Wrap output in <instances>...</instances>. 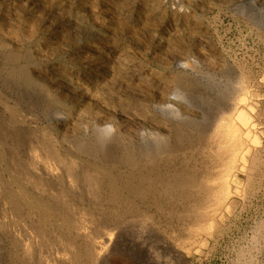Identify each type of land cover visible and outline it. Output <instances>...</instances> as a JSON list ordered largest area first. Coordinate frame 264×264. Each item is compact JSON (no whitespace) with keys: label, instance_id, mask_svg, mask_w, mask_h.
Returning a JSON list of instances; mask_svg holds the SVG:
<instances>
[{"label":"rangeland","instance_id":"rangeland-1","mask_svg":"<svg viewBox=\"0 0 264 264\" xmlns=\"http://www.w3.org/2000/svg\"><path fill=\"white\" fill-rule=\"evenodd\" d=\"M170 98L174 102H167ZM232 98L240 103L233 126L244 142L240 151L246 162L238 163L239 172L229 180L222 212L218 208L209 226L196 230L186 225L185 204L169 203L166 193L135 190L137 173L148 168L143 154L158 148L149 138L159 135L160 153L165 156L175 145L176 162L182 161L178 166H192ZM106 127L116 139L112 135L100 145ZM39 136L50 138L68 163L79 166L82 182L81 170L87 169L114 187L112 194L108 189L97 194L85 192L89 187L81 182L85 194L77 196L83 202L78 211H93L109 235L117 238L119 227L127 232L108 264H264V0H0V156L7 149L19 163L32 145H39ZM4 179L0 264H35L23 253L17 230L31 213L38 226L44 214L58 235L52 234L45 252L82 251L81 240L72 237L71 244L59 237L62 200L35 192L11 171ZM158 184L155 190H163ZM12 191L16 206L7 203ZM74 258L67 256L65 262L83 259Z\"/></svg>","mask_w":264,"mask_h":264},{"label":"bare ground","instance_id":"bare-ground-1","mask_svg":"<svg viewBox=\"0 0 264 264\" xmlns=\"http://www.w3.org/2000/svg\"><path fill=\"white\" fill-rule=\"evenodd\" d=\"M234 94H233V96H234ZM228 98H230V97H228ZM234 98H232V99H234ZM165 99L167 100L166 97H165ZM235 99L234 100L229 99L230 100V103L227 104L228 106L225 107L223 110H221V112H220L221 115H219V118L218 119L215 118V119H217L216 120L217 122L215 123V125L211 122L214 125V127H212L213 130H212L211 134L210 133H207L209 135V137H208L209 140H206V142L208 141V143L206 144L205 147L203 146V148H202L203 150L201 149L199 151V149H197V148L194 149V150H196V149L198 150V153L197 154H199V156H196L198 159L197 158L195 159V162L193 163L192 166H190V167L188 165H186L184 167H179L178 166V163L177 162L179 160L176 162V157H177L176 156L177 155L176 153H178V152L175 153V149H173L174 146H175L174 144H173L174 146H173L172 149H168L166 151L164 150L166 152L165 153V156L162 154L163 153L162 148L160 149V150H162V153H160L161 151L158 148L160 146L159 143L162 142L161 141V135H159L158 138L157 137H155V138L154 137H150L149 138L151 140H154L155 139L158 142L159 145L158 144L155 145V146L158 147L157 150L154 149L155 150L154 152H149V153L147 152V155L146 156H145L146 153L143 154L144 156L142 154H139L138 153V155H142L143 157H147V162L146 161H144V162L148 163V165H147L148 168H143V170H141V171H139V173H137L138 174L137 176H139V178H138L139 182L134 185V189L135 190H139V191L144 192V193H147V194L148 193L151 194V192H152V193L158 194L159 196H162L163 195V197L165 196L164 194L166 193V195L168 194V196L171 197L170 199L168 198L169 201H170L169 203H173L174 201L175 202L178 201V202H181L182 204H185V206H186L185 214H187V217L186 218L188 220V224H186V225L189 226V225L192 224V225H194L193 228H195V226H197V228H200L199 226H202V228H200V229H203V227H204L203 225L207 224L211 220L210 216L213 215L215 212L217 213L216 210L218 208H220V207H222V206L225 205V202H226V200L228 198V194H229V188H228L229 180H230V178L232 179V177L234 175V172H237V170L239 172L240 167H238V163L239 162H242V163H245L246 162V157L243 156V155H241L242 152L240 151L242 149V145L244 143V142H242L243 141L242 140L243 138L241 139L242 141H240L239 132L233 126V118L236 115V113L239 111V108H240L239 101H236ZM163 100H164V98H163ZM172 101L174 102V100L170 98L169 101H167V102H172ZM160 102H161V100H160ZM167 102H166V105L168 104L167 110H169L170 113H174L175 110H176V109H174L175 107L174 106H171L172 104L170 105ZM175 103H177V102L175 101ZM226 103H228V102H226ZM226 103H225V105H226ZM162 104H163V102H162ZM160 108L163 109L162 107H160ZM214 112H215V110H214ZM163 113H165V112H163ZM166 113H168V112H166ZM210 120H212V119H210ZM188 123H189V121H188ZM211 123H209V124H211ZM198 128H200V125H199ZM110 129H111L110 127H109V129L107 128L105 130L106 131L105 133L99 135V139H100L99 142H98V138H96L97 139L96 140V144L98 142L101 145V143L104 142V140L105 141H107V140L109 141V139L110 140L113 139V137L115 135H113V133H112L113 129H111L112 131ZM180 132H181V130H180ZM203 132H204V129H203ZM175 133H176V131H175ZM169 134L167 135L165 133V135H162V136L165 139H170L169 138ZM112 135H113V137H112ZM175 135H174V138H175ZM181 136L182 135H180V138H181ZM187 136H189V135H187ZM97 137H98V135H97ZM204 137H206V136H204ZM40 139L38 140V143L40 142L39 145H37V146H33L32 145L29 148V150L24 153L25 159L21 160L19 163H17L16 161H14V159L12 158L11 152L9 150L2 149V153H1V156H0L2 158V159L0 158V189H1L2 185H3V183H4V180H5L4 179V173L7 172V171H9V172L11 171V173L15 177H17V179H20V181L24 185H26L28 187H33V189H35V192L38 191V193L39 192H45V193H48L50 195L52 194L51 196L54 199L57 197V200H62L63 201V204L62 203L61 204L64 205V206H62V207H64L63 208V214H64V216H61L59 219H57V220H59L58 221V227L62 229L61 231H59V232H62V235H59V237L64 236V239L62 238V241L64 240V243L67 242V239L70 240V238H72V237L74 239H76V240H81V242L84 243L83 246H85V247L82 249L81 252L80 251H77L76 252L75 249H74V247L73 248H70V250L68 252H66V253H62L60 251H56L57 249H55L56 252L53 251V253H51V254L47 253L48 251L45 252L46 251L45 250V247L48 246L47 244H50L49 240L51 238L54 239L53 237H55V238L57 237L58 238V235H56L55 233L53 234L52 233L53 230L45 223V221L47 222V219H46V216L44 214H41V215H43L42 218L38 217V218H40V220H38V222H39V226H38L35 223V220L29 216V215L32 214L31 213L29 215L27 214L26 215V218H23L22 217V221H19L18 222L19 224L17 223L18 224L17 225L18 226V229L17 230H18V234H19L18 235L19 236V240H20L21 244H23V246H25L24 247L25 250H24L23 253H25V256H27L30 261L35 262V264H62V263L65 262V260H66L65 258L67 256L72 260V258H74V257L76 259L78 257L80 258V255L83 257V259L80 258L81 260H79L80 261L79 264H108L109 259H111V257L117 253L116 252V251H118V249H116L117 246L119 244H121V242L123 241L122 239H124V238H122L123 237L122 235H124V234L127 235L126 234L127 232L126 233H123V230L124 229L122 227H119L120 228V235H118L117 238L113 237L112 235H109L110 234L109 232H107L105 229L100 228V225H102V222L103 221H100L99 218L97 219V217H98L97 214L99 212L96 214L97 217H94L95 214H94L93 211L86 212L84 210L83 212H81L83 209L80 210V211H78L80 208L78 207V209H77V206H78L79 202H81L82 200L79 201V199L77 198V196H79L80 199H81L82 197L80 195L81 194H85L86 191H89L90 192V190L91 191L93 190L96 193L98 192L97 194H99V193L100 194H102V193L104 194V191L106 189L110 190V192L112 194L115 191L114 187H111L112 186L111 183H109L111 186L108 185V183L106 184V180H104V179L102 180L99 177L96 178L97 177L96 174L98 172L95 173L93 171L91 173V171L89 172L86 169V170H81V172H83V174H82V180H83L84 183L86 182L87 183L86 185L89 187V189L87 188L88 190L86 189L85 192H84L83 191L84 190V186L83 185H85V184L82 185L81 184V182H82L81 181V178H78V176L76 175V172H78V170H79V168H78L79 166L78 167L75 166L76 163H74V164L72 163V165L70 163H68L67 158L65 159V154H63V151L61 149H58V147H56V145L54 146L55 143L52 142V141H50V138L48 139V137H47V139H46V138L43 137V139H44L43 140L40 137ZM159 139H160V141H159ZM101 140H103V141H101ZM183 140H184V138H183ZM36 141H37V139H36ZM156 141H154V143ZM167 141L166 140H163V142L164 143L166 142V144H167ZM201 141H203V140H201ZM94 142H95V140H94ZM164 143H163V145L165 147V144ZM193 143H197V141L196 142H193ZM180 144H184V143L181 142ZM171 145L172 144H170V146ZM202 145H204V143H202ZM202 145L200 147H202ZM177 147L179 149L182 148V147H179V146H177ZM183 147H184V145H183ZM142 149H144V148H142ZM187 149H189V148H187ZM185 150H186V146H185ZM194 150H193V152H194ZM184 151H182L183 154H184ZM139 152H140V150H139ZM123 155H124V153H123ZM120 156H122V154ZM133 156H131V157H133ZM108 157H110V156H108ZM181 157H183V156H181ZM126 158H128V157H126ZM191 158H193V156ZM140 159H141V156H140ZM185 159H187V158L185 157ZM191 160H189V161L191 162ZM69 161H71V160H69ZM126 161H124V162H126ZM179 162L182 163V161H179ZM183 164H185V163H183ZM191 164H192V162H191ZM129 165H130V163H129ZM139 167H140V165H139ZM131 168H133V167H131ZM130 174H133V173H130ZM130 174H128V175H130ZM113 178H115V177H113ZM113 178H111V179L108 178V179L109 180H113ZM131 178H133V177H131ZM127 179H129V178H127ZM110 182H112V181H110ZM158 183H160L162 186H164L163 190H160L159 189V186H158V189L159 190H155L154 187ZM86 185H85V187H86ZM162 186H161V188H162ZM126 189H128V188H126ZM120 190L122 192V189L121 188H120ZM130 190H131V188H130ZM132 190H133V188H132ZM132 190H131V193L133 192ZM127 191H129V189ZM95 192H92V193L93 194H96ZM129 192H128V194H129ZM144 193H142V194L144 195ZM15 194H16V192H14V191H12L10 193L9 198L11 197L12 199L11 198L9 200L7 199V203H9V206L10 205H13L14 206V204H15V206L17 205L16 203L19 200L17 201V197L14 196ZM136 194H138V192ZM89 195L93 198V195H91L90 193H89ZM129 195H131V194H129ZM102 196H104V195H102ZM99 197L101 199V196H99ZM114 197H119V193H117V191L115 192ZM121 197H123V196H121ZM133 197H135V196H133ZM140 197H142V196H140ZM148 197L149 196H147V198ZM165 197H167V196H165ZM153 198H156V197L153 196ZM54 199H53V202H52L53 204H54ZM120 199H118V200H120ZM149 199H151V198H149ZM94 200H96V199H94ZM165 200H167V199H164V201ZM97 201H99V200H96V202ZM84 202H86V199H85ZM87 202H90V200L87 201ZM19 203H21V202H19ZM19 203H18V205H20ZM82 203L83 202H81L80 204H82ZM149 203H150V201H149ZM158 203H160V202H158ZM56 204H57V202H56ZM58 205L60 206V204H58ZM155 205H158V204L155 203ZM13 206H12V208H13ZM7 207H8V204H7ZM145 207L147 208V206H145ZM165 207H167V206H165ZM23 208H25V207H23ZM176 208H177V206H176ZM166 209H168V208H166ZM182 209H184V208H182ZM13 210H15V209H13ZM101 210H102V208H101ZM140 210H141V207H140ZM158 210L156 212H158ZM219 210H221V212H222V209L221 208ZM16 211L18 212V210H16ZM29 212H26V213H29ZM91 212H93V214H91ZM6 213L7 212H5L3 210H0V217L2 216V220L5 218ZM103 213H106V212H103ZM165 214H167V213H165ZM175 215L178 218L179 215H177V214H175ZM165 216H167L168 218L170 217L169 215H165ZM179 218H181V217H179ZM4 221H6V220L4 219ZM4 221H1V222H4ZM179 221L182 222V220H179ZM1 222H0V227H1ZM22 222L28 224L29 227L31 229H33L34 234L28 233L27 231H30V229L28 230L27 226L25 224H22ZM116 224H118V223H116ZM168 224H170V223H168ZM180 224L178 223V226H180ZM207 225L209 226V224H207ZM184 226H181V228L184 227ZM185 228H187V227H185ZM189 228H188V230H190ZM193 228H192V230H193ZM200 229H198V230H200ZM185 230H187V229H185ZM202 231H204V230H202ZM188 233H189V231H188ZM52 234L55 235V236H53ZM77 242H79V241H77ZM59 243H61V242H59ZM70 243L72 244V241L71 240H70ZM165 243H166V241H165ZM61 247H63V245H61ZM77 247L79 248V246H77ZM47 249H50V248H47ZM172 250H173V248H172ZM63 251H64V249H63ZM65 251H66V249H65ZM176 254H178V253H176ZM179 254H180V252H179ZM180 255L182 256V254H180ZM171 257H172V255H171ZM177 257L179 258V256H177ZM72 264H73V262H72ZM148 264H155V262L154 261L153 262L149 261Z\"/></svg>","mask_w":264,"mask_h":264}]
</instances>
